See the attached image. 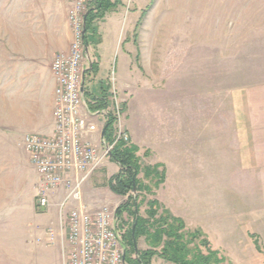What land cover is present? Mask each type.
I'll list each match as a JSON object with an SVG mask.
<instances>
[{
    "label": "rangeland",
    "instance_id": "obj_1",
    "mask_svg": "<svg viewBox=\"0 0 264 264\" xmlns=\"http://www.w3.org/2000/svg\"><path fill=\"white\" fill-rule=\"evenodd\" d=\"M143 1L141 16L155 5L160 12L153 14L156 26L150 22L149 36L141 47L152 49L156 40L155 52L166 58L167 65L140 60L141 70L137 63L130 82L142 89L155 82L157 92L131 99V124L138 128L143 141L154 146L158 144L154 128H159L163 136L169 134L166 126L182 125L178 136L187 141L189 156L182 164V173L202 177V181L198 179V202L193 189L188 197L192 207L187 208V214L198 205L203 231H181L185 240L194 236L188 248L197 245L207 253L203 244L207 239L208 248L219 250V255L225 257L223 264H264V0ZM126 5L130 7V0ZM162 10H171V16L164 20L168 13ZM143 23L141 19L139 28ZM126 38L124 33L123 44ZM162 79L165 82L160 84ZM168 87L167 94L162 92ZM140 160L142 167L152 166L145 164L148 159L142 153ZM143 173L142 168L139 177L152 192L139 193L138 201L145 196L139 206L141 216H145L147 200L155 199L153 195L163 183L156 188ZM101 183L106 185L105 179ZM189 183L194 186L195 180ZM132 194L120 195V204ZM124 214L128 228L132 217ZM57 218L56 210L52 224L43 225L46 232L56 229ZM57 244H61L59 240ZM59 248L38 249L36 254L24 255L25 261L16 259L11 263L61 264ZM19 249L21 252L20 245ZM153 258L156 264H174L158 254Z\"/></svg>",
    "mask_w": 264,
    "mask_h": 264
},
{
    "label": "crops",
    "instance_id": "obj_2",
    "mask_svg": "<svg viewBox=\"0 0 264 264\" xmlns=\"http://www.w3.org/2000/svg\"><path fill=\"white\" fill-rule=\"evenodd\" d=\"M72 1L0 0V264H12L16 259L25 261L24 255L36 254L40 251L38 249L61 248V244L57 246L56 237L51 240L49 231L46 232L43 226L44 223L52 224L56 207L44 209L35 204L37 173L23 141L27 134L49 135L53 130L55 79L51 64L59 53L68 52L73 40L67 16ZM110 1L116 3L95 24L96 42L89 47L93 63L89 65L90 69H86V80L91 82L92 91L97 93L107 87L113 71L117 89L128 95L125 126L129 142L138 147L139 157L142 153L144 159H148L146 165L159 164L165 172L164 181L153 197L171 216L183 221L184 229L198 234L199 230L203 231L198 221V205L193 207L190 215L187 208L192 207L188 197L192 196L193 189L198 202V179L202 181V177L182 173V164L189 157L187 141L179 139L182 125L166 126L170 128L169 134L163 136L162 132H158L159 128H154L158 142L154 146L143 141L138 128L131 124V99L141 93L157 92L155 82L146 84L145 89L130 82L137 63L141 70L143 65L140 60L146 64L156 60L163 67L167 65L166 58L155 52L156 40L152 49L145 50L144 44V48L141 47V42L149 36L153 14L157 15L160 10L155 5L141 16L145 4L143 0H130L129 8L126 5L129 0ZM163 12L168 13L164 15V20L172 14L171 10ZM141 19L147 22V25L143 23L147 32L143 27L139 28ZM153 24L156 26V23ZM124 33H127V38L123 44ZM158 33L159 28L156 36ZM164 82L165 79L160 80V84ZM169 90V87L164 88L162 92L167 94ZM88 96L86 93V98ZM145 152L149 155L146 156ZM118 171V164L108 158L84 184L82 204L90 209L102 204L116 208L121 196L113 193L107 182ZM102 179H105L106 185H101ZM194 180L195 187L187 184ZM200 206L202 208V203ZM126 219L123 214L120 219L123 225L127 224ZM43 245L46 247L43 248ZM136 245L140 250L149 248L144 237H140ZM136 253L134 251L132 256ZM156 261L152 258L151 264H156ZM61 262L63 264L62 255Z\"/></svg>",
    "mask_w": 264,
    "mask_h": 264
},
{
    "label": "built area",
    "instance_id": "obj_3",
    "mask_svg": "<svg viewBox=\"0 0 264 264\" xmlns=\"http://www.w3.org/2000/svg\"><path fill=\"white\" fill-rule=\"evenodd\" d=\"M88 1H73L68 11L73 40L68 52L59 53L51 64L53 130L49 135L27 134L23 144L37 173L36 206L57 209L56 229L49 235L61 243L63 264H127V227L115 210L108 205L90 209L82 204L84 184L111 157L116 143H129L124 121L127 96L117 89L113 71L101 92H93L86 80V69L93 63L84 42L86 29L83 32ZM95 100L104 105L90 110L87 104ZM109 120L112 141L101 135Z\"/></svg>",
    "mask_w": 264,
    "mask_h": 264
},
{
    "label": "trees",
    "instance_id": "obj_4",
    "mask_svg": "<svg viewBox=\"0 0 264 264\" xmlns=\"http://www.w3.org/2000/svg\"><path fill=\"white\" fill-rule=\"evenodd\" d=\"M89 1V8L85 16L86 34L84 42L86 45L96 42L94 21L101 18L105 11L116 3L110 0ZM87 105L90 110H96L101 108L104 103L102 100H95ZM103 133L107 141H112L111 120L103 128ZM137 152L138 147L136 145L118 142L110 154L111 159L119 166L118 173L109 179L110 189L115 194L122 196H126L129 192L133 193L127 197L125 202L115 208L117 218L121 219L124 213L132 217L124 236V257L127 264H151L152 258L156 254L174 264H223L225 257L219 255V250L208 248L207 239L203 243L207 247V253H203L197 245L188 248V244L194 240V236L185 240V234L181 232L184 229L183 221L171 216L156 199L147 200L145 216L139 214L140 203L145 200V196H141L140 201L137 200L139 193L141 191L152 192L151 187L139 177L141 169L144 170L143 176L149 179V182L156 188L164 181V169L162 167L159 170L161 167L159 164L142 167ZM160 209L161 212H159ZM140 237L145 238L148 249L140 250L137 248L136 244ZM134 251L137 253L133 257ZM227 264H231V262Z\"/></svg>",
    "mask_w": 264,
    "mask_h": 264
},
{
    "label": "water",
    "instance_id": "obj_5",
    "mask_svg": "<svg viewBox=\"0 0 264 264\" xmlns=\"http://www.w3.org/2000/svg\"><path fill=\"white\" fill-rule=\"evenodd\" d=\"M85 29H86V28H85V23H84V29H83V32L85 31ZM87 57H88V56H87ZM88 58H89V57H88ZM89 69H90V68H89ZM102 135H103V133H102Z\"/></svg>",
    "mask_w": 264,
    "mask_h": 264
}]
</instances>
